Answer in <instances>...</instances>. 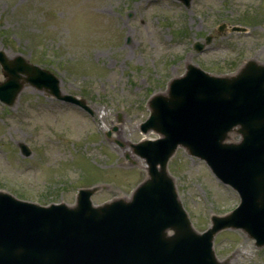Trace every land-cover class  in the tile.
Here are the masks:
<instances>
[{"label":"rangeland","instance_id":"rangeland-1","mask_svg":"<svg viewBox=\"0 0 264 264\" xmlns=\"http://www.w3.org/2000/svg\"><path fill=\"white\" fill-rule=\"evenodd\" d=\"M207 36L197 53L194 43ZM0 52L53 73L62 93L92 111L31 86L11 106L0 102V190L40 205H71L79 188L104 186L91 197L99 205L128 199L143 179L131 144L157 137L139 129L151 95L164 93L190 63L216 75L247 59L264 63V0H191L188 7L179 0H0ZM168 171L198 232L239 204L232 188L181 147ZM213 249L230 264H264V247L241 230L218 232Z\"/></svg>","mask_w":264,"mask_h":264},{"label":"water","instance_id":"water-1","mask_svg":"<svg viewBox=\"0 0 264 264\" xmlns=\"http://www.w3.org/2000/svg\"><path fill=\"white\" fill-rule=\"evenodd\" d=\"M180 1L189 6L190 0ZM0 67L4 104L29 85L91 113L84 100L61 94L52 73L21 58L11 62L2 52ZM147 105L140 130L159 137L131 145L145 177L130 198L93 206L90 196L99 188L91 187L79 189L72 206H41L0 191V264H230L212 249L223 229H241L264 246V65L249 60L233 75L215 76L188 64ZM178 147L202 159L240 197L238 207L212 216L202 233L192 227L167 169Z\"/></svg>","mask_w":264,"mask_h":264}]
</instances>
